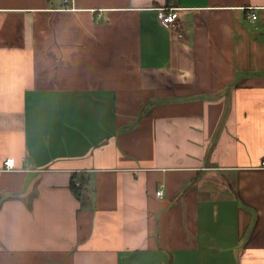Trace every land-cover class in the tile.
<instances>
[{
    "label": "crops",
    "instance_id": "crops-1",
    "mask_svg": "<svg viewBox=\"0 0 264 264\" xmlns=\"http://www.w3.org/2000/svg\"><path fill=\"white\" fill-rule=\"evenodd\" d=\"M65 1L0 0V264H264V0Z\"/></svg>",
    "mask_w": 264,
    "mask_h": 264
},
{
    "label": "built area",
    "instance_id": "built-area-1",
    "mask_svg": "<svg viewBox=\"0 0 264 264\" xmlns=\"http://www.w3.org/2000/svg\"><path fill=\"white\" fill-rule=\"evenodd\" d=\"M67 2V0L65 1V3ZM249 17L252 20H256L257 16L256 14H251L249 15ZM159 18L160 21L162 22V24H164L165 26H167L170 29H174L177 25V21L179 18V10L175 9V8H162L159 10ZM183 35L179 34L178 38H182ZM262 168H264V161L262 162ZM16 167V162L14 158H7L2 166L0 167V176L4 173H7L8 171L13 170ZM18 170V169H17ZM156 195L158 198H163L164 197V191L163 188H160L157 192Z\"/></svg>",
    "mask_w": 264,
    "mask_h": 264
},
{
    "label": "trees",
    "instance_id": "trees-1",
    "mask_svg": "<svg viewBox=\"0 0 264 264\" xmlns=\"http://www.w3.org/2000/svg\"><path fill=\"white\" fill-rule=\"evenodd\" d=\"M76 178H77V176L75 175L71 179V189L74 192V194L76 195V197L79 200H81L83 189H84V181L81 179L76 181Z\"/></svg>",
    "mask_w": 264,
    "mask_h": 264
},
{
    "label": "bare ground",
    "instance_id": "bare-ground-1",
    "mask_svg": "<svg viewBox=\"0 0 264 264\" xmlns=\"http://www.w3.org/2000/svg\"><path fill=\"white\" fill-rule=\"evenodd\" d=\"M16 169H17V168L15 167V168H14L13 170H11V171H16ZM11 171H8V172H11Z\"/></svg>",
    "mask_w": 264,
    "mask_h": 264
}]
</instances>
